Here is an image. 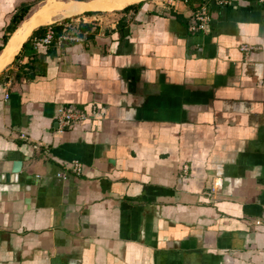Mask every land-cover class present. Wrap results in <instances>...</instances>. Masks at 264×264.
<instances>
[{
  "label": "crops",
  "instance_id": "1",
  "mask_svg": "<svg viewBox=\"0 0 264 264\" xmlns=\"http://www.w3.org/2000/svg\"><path fill=\"white\" fill-rule=\"evenodd\" d=\"M99 1L0 0V61L78 4L0 67V264H264V0Z\"/></svg>",
  "mask_w": 264,
  "mask_h": 264
},
{
  "label": "bare ground",
  "instance_id": "2",
  "mask_svg": "<svg viewBox=\"0 0 264 264\" xmlns=\"http://www.w3.org/2000/svg\"><path fill=\"white\" fill-rule=\"evenodd\" d=\"M139 0H101L95 8L112 9L116 7H123L129 2ZM43 6V5H42ZM93 7V6H92ZM91 7V8H92ZM85 8V7H84ZM78 4L69 2L66 5L49 3L35 11L25 22L23 28L20 29V34L14 37L10 43V46L6 50L3 59L0 61V67L8 64L17 53L22 43L27 39L29 34L36 27L51 23L59 17H68L78 12ZM14 36V35H13Z\"/></svg>",
  "mask_w": 264,
  "mask_h": 264
},
{
  "label": "built area",
  "instance_id": "3",
  "mask_svg": "<svg viewBox=\"0 0 264 264\" xmlns=\"http://www.w3.org/2000/svg\"><path fill=\"white\" fill-rule=\"evenodd\" d=\"M195 17H196V20L200 22L202 28L205 27L206 23L209 20V17L205 9L198 12L195 15ZM52 38H53V33L52 31H50L44 42L47 44H50L52 41ZM252 50H254L253 47H249V46L243 47V51H245L246 53H249ZM90 117L91 116L88 115L85 111L75 106H59L57 109V121L61 128L62 127H74L76 125H80L84 123L86 120H88ZM69 168L75 174L79 175L83 173V165L80 162L73 161L69 165ZM59 176L63 177L65 175L60 173Z\"/></svg>",
  "mask_w": 264,
  "mask_h": 264
}]
</instances>
